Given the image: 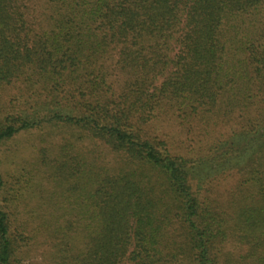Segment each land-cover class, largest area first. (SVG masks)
Instances as JSON below:
<instances>
[{
    "label": "trees",
    "instance_id": "obj_1",
    "mask_svg": "<svg viewBox=\"0 0 264 264\" xmlns=\"http://www.w3.org/2000/svg\"><path fill=\"white\" fill-rule=\"evenodd\" d=\"M16 85L0 264H264V0H0ZM33 130L53 160L7 169Z\"/></svg>",
    "mask_w": 264,
    "mask_h": 264
},
{
    "label": "rangeland",
    "instance_id": "obj_2",
    "mask_svg": "<svg viewBox=\"0 0 264 264\" xmlns=\"http://www.w3.org/2000/svg\"><path fill=\"white\" fill-rule=\"evenodd\" d=\"M22 88L20 85L16 86H8L0 89V104L6 102V104L13 103V106L17 107L22 104L24 101L27 102V98L22 96ZM30 101L28 106H30ZM165 129L163 131L171 132V134H177V130L179 126L172 125L171 123H165ZM180 131V129H179ZM170 135V134H169ZM171 137V135H170ZM168 137V138H170ZM53 140H57L56 144L61 145L63 143V136L57 135L56 137L50 138L48 137L47 131L42 130H33L28 133H23L21 136L16 137L12 141L2 146L1 153L5 154L6 161H8L7 169H12L19 164L20 166L25 167V169H33L34 164L38 162V160H47L52 161L54 158L53 153H49L47 148L50 147V143ZM189 144V142H188ZM42 152V154H40ZM50 155V157H49ZM52 187L51 185L48 188ZM43 262V258L41 254H34L29 257L24 264H41Z\"/></svg>",
    "mask_w": 264,
    "mask_h": 264
}]
</instances>
